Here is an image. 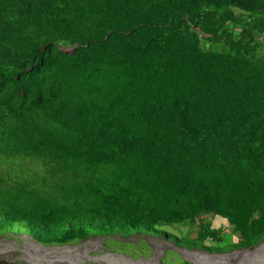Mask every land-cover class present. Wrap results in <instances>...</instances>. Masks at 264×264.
Returning <instances> with one entry per match:
<instances>
[{
	"label": "trees",
	"instance_id": "obj_1",
	"mask_svg": "<svg viewBox=\"0 0 264 264\" xmlns=\"http://www.w3.org/2000/svg\"><path fill=\"white\" fill-rule=\"evenodd\" d=\"M117 229L264 243V0H0V237Z\"/></svg>",
	"mask_w": 264,
	"mask_h": 264
},
{
	"label": "rangeland",
	"instance_id": "obj_2",
	"mask_svg": "<svg viewBox=\"0 0 264 264\" xmlns=\"http://www.w3.org/2000/svg\"><path fill=\"white\" fill-rule=\"evenodd\" d=\"M207 218L216 226L228 225L221 216ZM189 227L185 223L176 224L167 226L166 230L182 236L190 233ZM13 234L0 237V264H264V243L253 250L211 254L188 250L173 241L134 229L98 231L86 240L67 245H45L27 233ZM230 241L237 239L228 238L221 245Z\"/></svg>",
	"mask_w": 264,
	"mask_h": 264
},
{
	"label": "clouds",
	"instance_id": "obj_3",
	"mask_svg": "<svg viewBox=\"0 0 264 264\" xmlns=\"http://www.w3.org/2000/svg\"><path fill=\"white\" fill-rule=\"evenodd\" d=\"M62 50L65 51V52H68V51L71 50V48H62ZM73 52H74V49H73ZM73 52H72V53H73Z\"/></svg>",
	"mask_w": 264,
	"mask_h": 264
}]
</instances>
